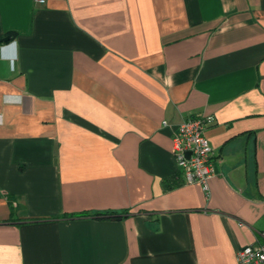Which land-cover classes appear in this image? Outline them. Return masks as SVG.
Wrapping results in <instances>:
<instances>
[{"label": "crops", "instance_id": "1", "mask_svg": "<svg viewBox=\"0 0 264 264\" xmlns=\"http://www.w3.org/2000/svg\"><path fill=\"white\" fill-rule=\"evenodd\" d=\"M199 116L208 193L173 153ZM0 117V264H238L264 243V0H0Z\"/></svg>", "mask_w": 264, "mask_h": 264}, {"label": "built area", "instance_id": "2", "mask_svg": "<svg viewBox=\"0 0 264 264\" xmlns=\"http://www.w3.org/2000/svg\"><path fill=\"white\" fill-rule=\"evenodd\" d=\"M44 4L46 0H34ZM212 116H199L183 121L173 137V153L186 183H199L209 192V180L214 175L213 148L206 134ZM190 153V154H189ZM238 264H264V243L243 247L237 256Z\"/></svg>", "mask_w": 264, "mask_h": 264}, {"label": "clouds", "instance_id": "3", "mask_svg": "<svg viewBox=\"0 0 264 264\" xmlns=\"http://www.w3.org/2000/svg\"><path fill=\"white\" fill-rule=\"evenodd\" d=\"M13 46L15 47L16 44L15 42H13ZM12 70L14 71L15 70V67L13 65L12 67ZM22 101V98L18 95H13V96H7L5 97V102L6 103H12V102H15V103H20ZM4 123V120L2 117H0V125H2Z\"/></svg>", "mask_w": 264, "mask_h": 264}, {"label": "trees", "instance_id": "4", "mask_svg": "<svg viewBox=\"0 0 264 264\" xmlns=\"http://www.w3.org/2000/svg\"><path fill=\"white\" fill-rule=\"evenodd\" d=\"M108 215H110L111 217H119V215L115 213H96L94 216L95 217H105Z\"/></svg>", "mask_w": 264, "mask_h": 264}, {"label": "water", "instance_id": "5", "mask_svg": "<svg viewBox=\"0 0 264 264\" xmlns=\"http://www.w3.org/2000/svg\"><path fill=\"white\" fill-rule=\"evenodd\" d=\"M3 40L6 41V40H8V38H4ZM189 154H190V153H189Z\"/></svg>", "mask_w": 264, "mask_h": 264}]
</instances>
